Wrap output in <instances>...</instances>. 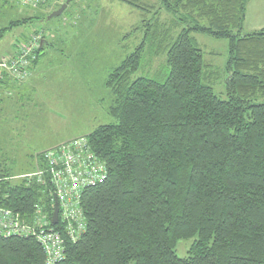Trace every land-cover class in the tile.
<instances>
[{"label": "trees", "instance_id": "16d2710c", "mask_svg": "<svg viewBox=\"0 0 264 264\" xmlns=\"http://www.w3.org/2000/svg\"><path fill=\"white\" fill-rule=\"evenodd\" d=\"M123 1L152 18L136 27L145 28L142 42L107 77L116 121L83 136L107 176L81 193V236L53 222L66 237L55 264H264V29L245 31L250 0ZM44 15L12 19L0 39ZM193 33L228 40L227 99L215 92L220 72ZM147 46L167 54L162 81L158 72L132 80ZM44 154L33 173L46 167ZM33 173L12 182V167L0 161V207L29 223L36 204L49 218L55 209L51 185ZM190 238L189 256L180 257L179 241ZM47 256L36 235L0 236V264H47Z\"/></svg>", "mask_w": 264, "mask_h": 264}, {"label": "rangeland", "instance_id": "374dc122", "mask_svg": "<svg viewBox=\"0 0 264 264\" xmlns=\"http://www.w3.org/2000/svg\"><path fill=\"white\" fill-rule=\"evenodd\" d=\"M140 2L156 7L160 4V0ZM69 4L61 15L52 18L48 13L58 4L37 10L11 2L0 6V27L12 19L47 15V19H33L11 28L0 39V64L32 35L45 37L46 48L37 66L34 61L25 77L16 74L8 62L7 66L0 65L2 99V72L19 85L29 79L20 89L13 84L12 113H2L4 104L0 102V161L12 167V182L34 172L39 153L82 138L101 124L116 121L109 111L114 95L106 86L107 77L142 42L145 28L135 31L136 27L152 18V12L145 13L123 0H72ZM170 19L171 16L162 10L160 21L168 23ZM178 31H173V35ZM193 36L203 49L206 63L220 72L215 92L227 99L228 40L201 33H193ZM150 51L147 46L141 68L133 74L132 80L155 77L157 72L163 74L160 80H164L167 54L152 55ZM10 90H7L9 94ZM20 96L24 97L16 101ZM194 240H180L177 255L188 257Z\"/></svg>", "mask_w": 264, "mask_h": 264}, {"label": "built area", "instance_id": "2783aa9c", "mask_svg": "<svg viewBox=\"0 0 264 264\" xmlns=\"http://www.w3.org/2000/svg\"><path fill=\"white\" fill-rule=\"evenodd\" d=\"M23 8L37 9L43 5H55L63 0H2ZM42 36L32 35L1 66L14 69L20 77L28 74L41 46ZM46 167L28 176H37L54 190L55 207L59 206V221L66 235L77 238L85 231L83 211L80 206L82 191L103 181L107 176L106 166L88 145L86 138H76L45 151ZM26 176V175H25ZM37 217L33 223L26 222L19 214L0 207V236L36 235L47 252V264H55L64 257L65 235L53 227V215L49 218L43 206L35 205ZM55 210V209H54ZM54 213V212H53Z\"/></svg>", "mask_w": 264, "mask_h": 264}, {"label": "crops", "instance_id": "0c3cea01", "mask_svg": "<svg viewBox=\"0 0 264 264\" xmlns=\"http://www.w3.org/2000/svg\"><path fill=\"white\" fill-rule=\"evenodd\" d=\"M263 28H264V0H250L247 6L245 31L249 33ZM37 64H35V66H37ZM34 70L35 68L33 69L31 75H33ZM2 75H3V79H1V83H3V90L1 94L3 96V99L0 97V102L2 101L4 105L2 106L1 111L2 113L7 114V113H12L11 108L13 106L12 105L13 100L10 98V96H12L13 94L12 93V89H14L13 84H15L14 86L20 89L23 87V85L29 82V79H27V82L25 84L22 83L19 85V83H16V80L11 79V77L8 76L7 73L2 72ZM8 89H11L10 94L7 92ZM23 97L22 96L17 97L16 101L21 100ZM7 101H10L11 103L6 104ZM17 113L18 112H16V114ZM5 138L6 137H4V140H6Z\"/></svg>", "mask_w": 264, "mask_h": 264}, {"label": "water", "instance_id": "95a60500", "mask_svg": "<svg viewBox=\"0 0 264 264\" xmlns=\"http://www.w3.org/2000/svg\"><path fill=\"white\" fill-rule=\"evenodd\" d=\"M71 1L72 0H67L65 3H63L57 10H55L54 12H52L50 14V17L52 18L54 16L61 15L64 12V10L68 7V5H69V3ZM58 218H59V206L56 203V207H55V210H54V213H53V222L57 223L58 222Z\"/></svg>", "mask_w": 264, "mask_h": 264}]
</instances>
